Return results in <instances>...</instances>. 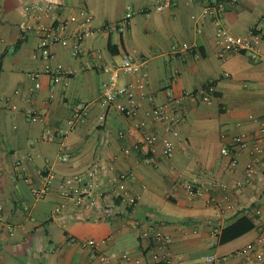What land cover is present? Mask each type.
<instances>
[{"label": "crops", "instance_id": "1", "mask_svg": "<svg viewBox=\"0 0 264 264\" xmlns=\"http://www.w3.org/2000/svg\"><path fill=\"white\" fill-rule=\"evenodd\" d=\"M171 1L158 11L155 0H0V264H204L206 254L229 255L264 234V155L254 157L253 183L236 187L245 179L251 157L247 150L240 152L232 168L222 140L223 132L257 131L256 119L264 114V59L236 53L223 62L212 18L202 16L208 0ZM34 3L53 5L52 15L42 19L45 23L80 15L83 8L93 14L90 22L96 31L85 40L79 57L71 46L61 44L51 47L50 58L43 56L40 35L25 27L37 21ZM128 11L133 12L131 23L120 31L116 25ZM224 22L238 35H247L255 26L264 48V0H238L225 12ZM107 24L113 28L99 29ZM175 43L196 44L198 56L174 55ZM127 53L148 59V89L159 100L168 91L179 95L209 84L215 87L209 102L185 100L186 120L179 136L166 133L163 124L150 127L159 132L160 140L131 155L122 149L143 141V131L118 107L108 111L106 120L100 118L108 109L102 101L108 74L101 66L119 63ZM58 63L74 70L64 82H55L47 72ZM30 72L40 73L39 88ZM139 72L123 80H137ZM80 101L90 104L89 113L71 126ZM117 103L125 104L126 99ZM29 108L39 113L38 120L28 118ZM49 127L66 133L46 141ZM120 130L126 132L124 137ZM169 136L176 148L165 156L163 139ZM63 152L68 160L60 159ZM149 154L158 162L144 161ZM95 164L105 168L107 187L113 173L133 171L129 182L137 203L107 201L108 212L77 205L60 194L63 177ZM48 169L55 173L52 192L38 198L34 189L45 184ZM194 176L226 185L234 206L221 210L212 203L211 184L191 197L180 181ZM257 208L262 212L253 217ZM242 215L254 226L246 221L234 225ZM231 225L232 232L239 233L222 241ZM216 226L222 227L219 236L213 234ZM157 232L171 236V262L159 256ZM90 239L97 244L83 243ZM125 251L131 255L128 262Z\"/></svg>", "mask_w": 264, "mask_h": 264}, {"label": "built area", "instance_id": "2", "mask_svg": "<svg viewBox=\"0 0 264 264\" xmlns=\"http://www.w3.org/2000/svg\"><path fill=\"white\" fill-rule=\"evenodd\" d=\"M238 0H208L204 6L202 16H210L215 26L216 42L219 45L218 56L223 62L228 61L236 53H245L254 61L264 59V48L258 43L259 33L254 26L250 29L247 35H238L233 33L224 22V14L229 7L235 4ZM155 9L163 10L165 7L172 4L171 0H155ZM32 7L36 10L35 22L26 24V29L37 32L40 35L39 48L45 58L52 56L51 47L56 44L72 47V54L79 57L84 51V43L87 37L94 34L96 28L91 24L93 14L86 8H83L80 15L74 14L65 19H59L52 23L42 21L43 17L52 15V4L34 3ZM133 16L132 11H128L122 21L116 25L120 31H125L131 23ZM75 25L74 28H71ZM110 30L113 28L111 24H107L99 29ZM171 51L174 55H194L198 56L197 45L194 43H175L172 45ZM148 59L143 58L138 60L133 54L127 53L123 56L119 63H106L101 66L102 70L108 74L102 91V101L107 105L108 109L100 118L106 120L108 111L113 107H118L124 111L138 129L144 133L143 141L134 144V146L123 147V153L131 155L141 146L147 145L154 147L160 140L158 131H149L150 127L156 128L157 125L163 124L164 130L169 135L179 136L180 126L186 120V112L184 110V102L186 99H201L203 101H211L214 85L209 84L205 89L192 91L186 90L182 94L175 95L168 91L163 100L158 99V94L148 89L149 71ZM139 72L137 80H123L126 74ZM47 72L52 75L55 82L66 81L74 70L66 68L62 63H58L54 68H48ZM178 71L175 69V74ZM30 77L36 81L35 86L39 88V72H30ZM225 75H229L226 72ZM18 92V90L16 91ZM119 98H125L126 103H117ZM145 103L147 107H145ZM12 109H17V105L12 104ZM90 110V104L85 101H80L75 107L73 117L69 120L71 126L77 122L85 120ZM28 118L36 121L39 119V113L29 108L27 110ZM258 129L256 132L240 130L238 132H223V152L231 155V167L234 168L238 163V154L248 151L251 159L248 161L245 169V179L238 180L236 187L252 184L256 173V164L254 157L264 155V114L256 119ZM66 132L62 129L55 130L51 127L47 128L44 134L46 141H54L55 139L63 138ZM126 132L119 131V136L124 137ZM164 142V155H173L176 142L173 138L166 137ZM61 160H68L69 154L63 152L60 154ZM143 160L155 164L158 162L154 154H149L143 157ZM114 169V167H111ZM111 170V169H110ZM133 177V171L130 172H115L109 180L111 186L107 187L105 168L95 164L87 170L72 175H67L59 181V192L64 197L72 200L77 205L85 207H99L106 211H110V202L121 201L128 206L137 203V196L133 192L129 180ZM55 173L51 169L44 174L45 184L42 187L34 189V193L38 198H44L52 192ZM191 197H196L202 194L203 190L211 184L215 190L211 195L210 201L219 209L227 210L234 206L231 196L226 189V185L221 184L218 180L206 182L199 176L190 177L180 181ZM223 188L225 192L218 194L216 190ZM262 212L257 208L253 214L256 217ZM222 232L221 226L214 228L213 234L219 236ZM157 247L161 251L159 254L167 262L172 260V250L170 243L172 241L169 234L157 232ZM85 245H96L95 239H90L83 242ZM123 258L126 262L131 260L129 251L123 253ZM106 262L110 261V257L104 256ZM204 264H264V234H261L258 239L245 245L229 255H220L217 252H210L204 257Z\"/></svg>", "mask_w": 264, "mask_h": 264}, {"label": "trees", "instance_id": "3", "mask_svg": "<svg viewBox=\"0 0 264 264\" xmlns=\"http://www.w3.org/2000/svg\"><path fill=\"white\" fill-rule=\"evenodd\" d=\"M242 221H246L248 222L249 226L252 227L254 226V223L249 220L248 217H246L245 215H242L239 219H237V221L234 223V225L237 223V222H242ZM234 225H231L229 227H227L224 231H223V235H222V241H226L227 238L229 237H233V236H237V234L239 233V231H236V232H232V229L234 228Z\"/></svg>", "mask_w": 264, "mask_h": 264}]
</instances>
